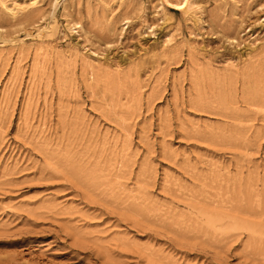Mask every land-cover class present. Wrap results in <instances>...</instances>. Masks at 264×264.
I'll return each instance as SVG.
<instances>
[{"label":"rangeland","instance_id":"rangeland-1","mask_svg":"<svg viewBox=\"0 0 264 264\" xmlns=\"http://www.w3.org/2000/svg\"><path fill=\"white\" fill-rule=\"evenodd\" d=\"M0 264H264V0H0Z\"/></svg>","mask_w":264,"mask_h":264},{"label":"bare ground","instance_id":"bare-ground-1","mask_svg":"<svg viewBox=\"0 0 264 264\" xmlns=\"http://www.w3.org/2000/svg\"><path fill=\"white\" fill-rule=\"evenodd\" d=\"M162 1H164L168 6H170L173 9L182 10L186 12L189 6L192 4L193 0H162ZM27 5L28 6L36 5V2H31ZM28 6H22V7L15 6L13 9H11V12L13 15H15L18 12H22L23 10H25ZM16 8L18 11H15Z\"/></svg>","mask_w":264,"mask_h":264}]
</instances>
